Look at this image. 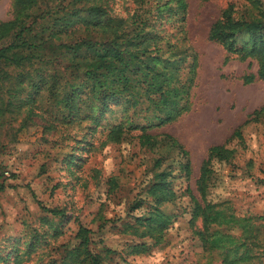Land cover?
Segmentation results:
<instances>
[{"label": "rangeland", "instance_id": "obj_1", "mask_svg": "<svg viewBox=\"0 0 264 264\" xmlns=\"http://www.w3.org/2000/svg\"><path fill=\"white\" fill-rule=\"evenodd\" d=\"M263 5L264 0H0V48L15 41L19 28L8 33L6 24L20 23L25 7L30 29L20 41L46 45L49 56L51 45L108 43L136 29L143 47L158 49L156 66L176 56L170 73L179 78L173 86L189 87L181 104H167L177 109L170 120L145 131L124 130L108 141L101 124L119 123L121 106L93 121L74 114L68 122L41 91L20 115L0 117V264H92L82 251L65 260L79 246L81 226L92 231L89 251L100 264H264V120H253L264 105V79L257 76L256 59L231 55L210 40L226 9L233 8L237 21H248ZM53 57L62 64L44 67V74L60 72L63 84L72 82L68 62ZM181 63L185 71L177 73L173 67ZM30 70H5V100ZM251 74L256 79L246 83ZM215 146L223 147L222 156L210 160L202 180Z\"/></svg>", "mask_w": 264, "mask_h": 264}, {"label": "trees", "instance_id": "obj_2", "mask_svg": "<svg viewBox=\"0 0 264 264\" xmlns=\"http://www.w3.org/2000/svg\"><path fill=\"white\" fill-rule=\"evenodd\" d=\"M18 2L33 3L35 0H17ZM30 8L25 7L26 13L21 17L20 23L17 20L6 24V32L11 27L19 28L15 35V41L11 45L0 48V82L10 79L9 73L5 70L10 67L25 69L29 67L28 73L20 75L15 87L9 91L10 101L5 100L0 90V117L16 112L20 115L21 107L37 100L41 91L50 94L53 106L58 108L59 114L64 120L71 122L75 117L80 121L92 120L104 117L108 112H114V108H123V117L119 123L101 124L106 131V140L127 131L143 130L156 121L165 122L170 120L177 113V109L171 110L167 104H181L189 94L188 85L178 88L173 86L176 78L171 76V56L165 61L164 67L154 64V51L142 45L141 34L134 29L132 32L123 31L115 40L108 43H100L93 40H85L77 43L53 46L51 56L44 54L46 48L39 45H28L26 41H20L23 34L29 31L24 20L29 16ZM257 15L248 21H237L233 16V8L226 9L221 18L210 30V40L220 44L229 54L236 55L242 59H256L259 62L258 78L264 79V5L260 6ZM97 26V25H95ZM47 44V43H46ZM136 45V48H131ZM141 45V47H139ZM29 54L25 56V53ZM13 53L15 57L9 58ZM62 60L68 62V73L72 76V82H65L62 73L45 75L44 67L51 66ZM189 57L186 56V59ZM55 58V59H54ZM185 60V59H184ZM58 63V64H59ZM184 63L178 64L177 73L184 70ZM191 68V67H190ZM187 70V69H186ZM27 70H24L25 72ZM185 71V70H184ZM192 71V70H191ZM256 79L255 75H247L246 83ZM182 81V78L179 79ZM29 91L26 99L21 95ZM33 92V93H32ZM146 106V107H145ZM83 108V109H82ZM82 109V110H81ZM142 111L140 113H136ZM52 114H55V111ZM96 112L99 113L97 117ZM106 119V118H105ZM104 119V121H105ZM253 120L260 123L264 120V105L253 113ZM222 146H215L209 150L208 159L204 162L202 177L204 180L208 174L207 166L215 156H222ZM3 187H0V191ZM54 216L61 215L60 211L48 210ZM217 215H220L217 213ZM92 231L80 227L75 238L79 246L66 254L65 260L75 256L82 251L92 264H100L99 257L89 251L90 235ZM222 238L217 241L222 242Z\"/></svg>", "mask_w": 264, "mask_h": 264}]
</instances>
